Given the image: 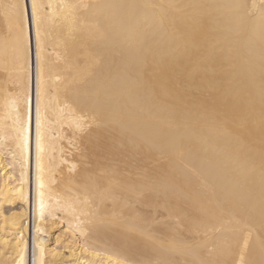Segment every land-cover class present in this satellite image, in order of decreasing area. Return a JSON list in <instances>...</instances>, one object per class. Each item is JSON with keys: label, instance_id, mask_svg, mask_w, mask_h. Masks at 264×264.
<instances>
[{"label": "bare ground", "instance_id": "bare-ground-1", "mask_svg": "<svg viewBox=\"0 0 264 264\" xmlns=\"http://www.w3.org/2000/svg\"><path fill=\"white\" fill-rule=\"evenodd\" d=\"M0 264H264V0H0Z\"/></svg>", "mask_w": 264, "mask_h": 264}, {"label": "snow or ice", "instance_id": "snow-or-ice-1", "mask_svg": "<svg viewBox=\"0 0 264 264\" xmlns=\"http://www.w3.org/2000/svg\"><path fill=\"white\" fill-rule=\"evenodd\" d=\"M8 7L18 8L19 6L18 5H10ZM21 30H23V14L22 13H21ZM25 144H26V138H25Z\"/></svg>", "mask_w": 264, "mask_h": 264}, {"label": "rangeland", "instance_id": "rangeland-1", "mask_svg": "<svg viewBox=\"0 0 264 264\" xmlns=\"http://www.w3.org/2000/svg\"><path fill=\"white\" fill-rule=\"evenodd\" d=\"M32 56L34 57V52H32ZM33 78V80L32 81H30V87H31V89L33 90V92H34V75H33V77H31V79Z\"/></svg>", "mask_w": 264, "mask_h": 264}]
</instances>
